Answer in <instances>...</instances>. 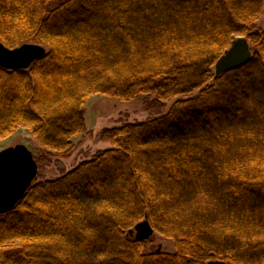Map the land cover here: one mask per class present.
<instances>
[{
	"label": "trees",
	"instance_id": "obj_1",
	"mask_svg": "<svg viewBox=\"0 0 264 264\" xmlns=\"http://www.w3.org/2000/svg\"><path fill=\"white\" fill-rule=\"evenodd\" d=\"M263 11L264 0H0V42L47 49L28 70L0 67V140L27 129L43 165L84 134L93 95L142 97L155 116L101 131L110 149L33 183L0 215V264H264ZM241 36L249 63L216 78ZM143 220L174 254L129 238Z\"/></svg>",
	"mask_w": 264,
	"mask_h": 264
},
{
	"label": "rangeland",
	"instance_id": "obj_2",
	"mask_svg": "<svg viewBox=\"0 0 264 264\" xmlns=\"http://www.w3.org/2000/svg\"><path fill=\"white\" fill-rule=\"evenodd\" d=\"M264 26V11L257 27ZM142 97L129 102H121L101 95L90 97L83 107L85 132L83 135L74 137L71 141V149L63 158L49 157L47 163L37 165L38 173L34 183L43 181H54L73 170L79 163L92 159L96 152L110 149L111 145L102 143L100 140L101 131L116 128L127 123L147 122L148 119L155 118L143 108ZM176 100L170 101L166 105L164 114ZM88 133V134H87ZM24 145L32 153L34 158H38L39 146L27 129L21 128L8 139L0 140V151L16 145ZM148 253L162 252L174 254L173 242L155 233L148 241L144 242Z\"/></svg>",
	"mask_w": 264,
	"mask_h": 264
},
{
	"label": "water",
	"instance_id": "obj_3",
	"mask_svg": "<svg viewBox=\"0 0 264 264\" xmlns=\"http://www.w3.org/2000/svg\"><path fill=\"white\" fill-rule=\"evenodd\" d=\"M47 49L32 43L9 49L0 42V67L17 71L28 68L44 57ZM252 57L250 44L243 37L233 40L215 62L213 74L216 78L249 63ZM38 167L32 153L24 145H16L0 151V215L12 210L22 201L27 190L33 185ZM155 234L148 221L143 220L128 232L130 239L138 243L148 241ZM207 264H225L224 261H209Z\"/></svg>",
	"mask_w": 264,
	"mask_h": 264
}]
</instances>
